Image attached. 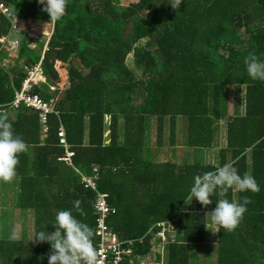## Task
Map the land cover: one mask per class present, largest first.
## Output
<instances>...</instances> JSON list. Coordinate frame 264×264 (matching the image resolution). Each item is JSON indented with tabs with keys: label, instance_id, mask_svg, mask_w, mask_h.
Listing matches in <instances>:
<instances>
[{
	"label": "trees",
	"instance_id": "trees-1",
	"mask_svg": "<svg viewBox=\"0 0 264 264\" xmlns=\"http://www.w3.org/2000/svg\"><path fill=\"white\" fill-rule=\"evenodd\" d=\"M1 1L19 19L52 24L40 51L22 38L16 59L21 66L7 69L1 65L6 53L0 52L1 111L14 110L6 105L25 77V67L42 56L47 84L59 88L53 95L61 94L57 113L47 117L41 146L35 112L30 121L22 108L14 110V121L8 117L14 132L30 145L19 157L16 179L18 206L33 214V239L40 231L54 232L62 210L94 231L95 192L83 188L76 170L90 176L96 166L97 188L116 209L107 224L120 239L134 240L133 253L120 264H134L149 254L156 223L172 220L178 238L164 244L162 264H209L191 247L207 234V214L219 197L210 198L207 207L196 199L193 210L183 206L195 176L228 163L241 176H253L260 192H228L230 202L247 196L251 203L234 232L219 229L216 264H264V81L252 80L244 62L253 51L264 60V0H182L176 9L172 0H137L126 6L120 0H68L66 15L55 23L38 0ZM11 26L0 13V38ZM229 86L243 89L244 109L241 113L236 106L226 121V145L219 149L216 167L158 161L166 119L172 151L214 147ZM46 88L32 92L47 100L53 95ZM60 127L74 152L72 166L58 160L64 155ZM77 200L85 216L76 212ZM33 239H0V264H48L51 245Z\"/></svg>",
	"mask_w": 264,
	"mask_h": 264
},
{
	"label": "clouds",
	"instance_id": "clouds-1",
	"mask_svg": "<svg viewBox=\"0 0 264 264\" xmlns=\"http://www.w3.org/2000/svg\"><path fill=\"white\" fill-rule=\"evenodd\" d=\"M38 2L44 5L42 11L49 15V22L60 21L66 15L68 0H38ZM181 4L182 0H172L170 5L173 9H176ZM244 62L246 71L252 80L264 81V60H261L253 51L249 52ZM50 86L55 87V85ZM55 89L53 92H55ZM29 148L30 145L14 132L7 114L0 112V181L11 183L17 178L19 157L21 154H26ZM71 158L69 163L63 162L72 166ZM230 190L255 194L260 192V187L253 176L248 173L241 176L233 164L226 163L217 167L214 171L195 176L190 195L185 203L190 204L195 198L202 206L207 207L212 203L210 198L214 195L218 196L219 199L216 201L214 210L207 215L211 217V221L217 226L216 233L221 228L232 233L240 226L247 211L246 206L251 203V200L246 196L242 202H230L226 198ZM74 208L81 216L86 215L81 207V201H75ZM161 223L166 224L165 222ZM157 224L159 223H156L155 228L159 229L154 233L153 241L157 240L155 235L161 230V227ZM53 227L55 228L54 232L40 231L33 239V241L47 242L51 245L52 251L48 257V264H101L100 253L93 242L95 234L88 224L78 220L71 211L62 210L57 213ZM11 238L17 239L18 233L14 231ZM164 244L162 243V250ZM154 245L153 242L151 247Z\"/></svg>",
	"mask_w": 264,
	"mask_h": 264
},
{
	"label": "rangeland",
	"instance_id": "rangeland-1",
	"mask_svg": "<svg viewBox=\"0 0 264 264\" xmlns=\"http://www.w3.org/2000/svg\"><path fill=\"white\" fill-rule=\"evenodd\" d=\"M137 0H120V3L124 6L136 2ZM0 3H4V1L0 0ZM5 4V3H4ZM6 5V4H5ZM7 6V5H6ZM10 10V9H9ZM7 18L10 20L12 26L11 30L8 34V38L5 40L4 52L6 53V57L2 59L1 65L8 68L21 66L22 63L20 59H17L19 46L22 43V40L26 38V45L30 48H35L37 51H40L38 48L39 44L47 41L48 37H50L52 31V24L50 23H39L32 22L29 20H22L15 16L14 12L11 15H8ZM24 36V37H23ZM23 38V39H22ZM15 43V44H13ZM17 43V44H16ZM128 65L132 68V57L128 56L127 60ZM59 73L61 76L67 75V70L60 68ZM57 101L61 98L60 95H55ZM238 107L239 112H243L244 109V99H243V89H237L234 86H229L224 89V97L222 104V117L220 118L219 130L216 134V139L214 141V147L210 149H196V148H184L181 151H172V147H170L168 143L169 131H168V120H165L164 124V138H163V153L158 156V161L166 162V161H175L177 162H199L201 165L211 164L216 167L218 162V152L219 149L225 147L226 145V121L234 114L236 108ZM108 119V118H107ZM181 122H178V124ZM181 125H179L180 127ZM154 128V127H153ZM180 133L177 134L176 131V141L180 142L179 139ZM149 141L151 145L155 143V130H152L149 133ZM216 143V144H215ZM179 149V148H178ZM69 163V162H68ZM15 184L5 183L0 181V232L8 233L9 237H12L14 231L20 234V230H24L26 235H30L31 226L26 225L24 222L25 216L27 215V211L23 210L21 213L14 211V206L17 202V192L14 191ZM236 193V192H234ZM236 198V195H235ZM195 206V198L191 201L190 204H184V210L191 211ZM22 210V209H21ZM8 218L6 224H3V219ZM206 231L207 234L198 239L197 243H194L191 247L192 252L199 253V257L207 256L206 261L209 264H216L217 258V233L215 229L217 226L211 221V217L208 215L206 219ZM176 221L172 220L166 223L163 227L167 231L165 233V237H161L159 234H156V244L151 247V251L145 257L140 258L141 262L144 264H161V259L157 260V255H161L165 250L162 243H167L171 240H175L178 238L177 229L175 228ZM159 229V228H156ZM32 233V232H31ZM155 235V236H156ZM31 236V235H30ZM29 236V237H30ZM28 237V238H29ZM19 238V237H18ZM163 256V255H162ZM136 263V262H135Z\"/></svg>",
	"mask_w": 264,
	"mask_h": 264
},
{
	"label": "built area",
	"instance_id": "built-area-1",
	"mask_svg": "<svg viewBox=\"0 0 264 264\" xmlns=\"http://www.w3.org/2000/svg\"><path fill=\"white\" fill-rule=\"evenodd\" d=\"M13 11L9 10V7L4 3H0V13L4 16L11 15ZM15 44V43H13ZM17 44V43H16ZM5 40L0 39V52H4ZM47 51L46 45L42 50V54ZM43 56L41 57V59ZM25 77L20 83L18 89L14 91L12 101L7 104V107H13L14 109L23 108L28 111L35 112L39 118V122L46 125L47 117L50 114H56L55 109L57 98L51 96L47 100H43L38 94L32 92L34 87L40 83L45 82V73L41 66V62L34 65L25 67ZM54 87L49 85V91H54ZM59 137V143L65 148V155L59 160L70 162V158L73 152L70 151L66 145L64 138L63 128L60 127L57 133ZM80 175V182L84 189H89L95 192V198L93 201V212L96 215L94 225V244L100 253L101 264H120L125 260V257L130 256L133 253L134 240H122L118 237L111 227L107 224V218L116 213V209L108 203V194L101 192L97 188L98 168L95 166L92 169V175L86 176L76 170ZM161 227V230L156 234L161 237H165L164 223L157 224ZM155 238L160 239L155 236ZM131 262V261H130ZM134 264H144L141 259L138 258Z\"/></svg>",
	"mask_w": 264,
	"mask_h": 264
},
{
	"label": "crops",
	"instance_id": "crops-1",
	"mask_svg": "<svg viewBox=\"0 0 264 264\" xmlns=\"http://www.w3.org/2000/svg\"><path fill=\"white\" fill-rule=\"evenodd\" d=\"M8 38V34L6 35V36H3V37H1L0 39H2V40H6ZM48 39H49V37H48ZM47 39V40H48ZM21 45V44H20ZM19 56H17V58H18ZM41 61H42V59H41ZM41 61H39V62H41ZM38 62V63H39ZM34 65V64H33ZM47 78H45V82H43V83H39L38 85H37V87H42V85H45V87L47 86V92H49V93H51V95H53L54 94V92L53 91H49V85H51V84H47V80H46ZM54 87V86H53ZM54 88H57V89H59L57 86H55ZM18 89V88H17ZM16 89V90H17ZM59 93H61V90L59 91ZM53 96H55V95H53ZM23 109V108H22ZM14 110H17V109H14ZM14 110H2L1 111V109H0V112H4V113H6L7 114V116L10 118V120L11 121H14L15 120V112H14ZM24 112L25 113H23V118L24 117H26L27 119H28V121H30V119H32L33 117H32V115H31V113H32V111H28V110H26V109H24ZM33 114V113H32ZM40 123V122H39ZM41 124V123H40ZM46 126L45 125H43V124H41V129H40V136L38 137L39 138V140H38V143H37V146H41L42 145V143L44 142V139H45V135H46ZM25 136V135H24ZM28 137H29V135H28ZM64 152H65V148H64ZM36 159V158H35ZM66 164V163H65ZM67 166H69L68 164H66ZM13 183L15 184L14 186V191L15 192H17V202H16V205L13 207L14 208V211L15 212H19V213H21V211H23V210H21L20 208H19V206H18V192H19V179L17 180H14L13 181ZM8 220V218H6V219H3V221H2V223L3 224H6V221ZM25 224L26 225H30L31 226V232H30V235H26L25 233H24V230L22 229V230H20V234H19V238H17V239H15V240H21V241H29V240H31V239H33V226H34V219H33V217H32V212L31 211H27V215L25 216ZM216 230V229H215ZM30 236V237H29ZM29 237V238H28ZM0 239H7V240H11L12 238L11 237H9V235H8V233H1L0 232ZM156 242V241H155ZM154 242V244H156ZM161 255H160V257H158L159 255H157V257H156V259L157 260H160L161 259V264L163 263V261H164V255H163V253H160ZM163 255V256H162Z\"/></svg>",
	"mask_w": 264,
	"mask_h": 264
}]
</instances>
